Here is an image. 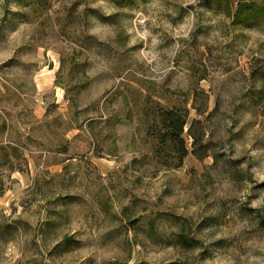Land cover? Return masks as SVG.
Segmentation results:
<instances>
[{
	"label": "rangeland",
	"instance_id": "obj_1",
	"mask_svg": "<svg viewBox=\"0 0 264 264\" xmlns=\"http://www.w3.org/2000/svg\"><path fill=\"white\" fill-rule=\"evenodd\" d=\"M47 1L48 16L4 19V6L17 9L0 0V91L20 88L5 101L8 122L25 132L29 109L35 141L21 171H0V225L18 228L0 238V264H264V22L233 25L208 0L131 10L92 0L119 25L87 22L100 46L86 53L89 84L70 108L54 85L58 52L73 47L65 31L82 28L55 26L79 0ZM60 78L68 84L67 70ZM157 105L186 108L216 159L158 165L144 118ZM184 138L190 147L188 127ZM181 231L196 249L176 244Z\"/></svg>",
	"mask_w": 264,
	"mask_h": 264
},
{
	"label": "trees",
	"instance_id": "obj_2",
	"mask_svg": "<svg viewBox=\"0 0 264 264\" xmlns=\"http://www.w3.org/2000/svg\"><path fill=\"white\" fill-rule=\"evenodd\" d=\"M10 0H6V5ZM15 3L17 9L16 12H11L6 6L3 7L1 13L6 19L8 16L13 17H28L27 14H43L48 16V1L47 0H12ZM109 3L114 9H135L143 0H103ZM211 4V9L218 11L226 19L231 21L233 25H240L244 27L258 26L264 22V0H208ZM79 3L85 5L83 10L78 11ZM79 3H73L65 11L64 17L57 21L59 31L63 33L66 29L82 28L80 34L76 35L74 32L66 34L69 37L68 40L73 43V47L70 48L68 53L58 52L59 54V68L55 73L54 85L63 89L66 92L65 101L70 108L77 107V96L86 89L89 84V76L87 75L88 54L96 53L95 51L100 46V43L95 37L87 35L83 32L86 28L87 22L90 19L106 22L113 25H119L117 19L118 13L111 15H102L98 9L90 8L92 0H79ZM43 17V16H42ZM60 21V22H59ZM54 27V28H55ZM121 29V28H120ZM123 31V28L121 29ZM119 33V37L123 35V32ZM125 39V38H124ZM48 69L52 70V64L48 65ZM67 70L68 81L67 85L63 84L60 75ZM264 79V74L260 77ZM10 86L12 84H9ZM20 88L16 86L11 89L9 86L3 85V93H0V171H7L8 173L14 171H21L22 167L27 165L26 152L29 154L31 144L35 141L32 138L33 130L32 124L34 117L29 111L25 109L24 117L28 118V126L25 132H16L8 120L12 117L9 115L7 96L15 95ZM260 92L264 93V83L262 82ZM1 90V91H2ZM0 91V92H1ZM200 94H194V104L192 109L198 116L205 114V108L203 104L197 105ZM254 96L250 97L251 106L254 104ZM55 107V105H52ZM49 109L47 108L46 114L48 115ZM144 118L148 121V131L150 136L155 140V146L152 150V155L155 158L158 165L162 168L169 170L179 168L183 160L191 154L198 160L211 157L216 159L214 149L210 147V142H203L204 131L200 129V122L198 120H189V111L186 108H173L164 109L160 105L156 107H147L144 113ZM95 124L94 120L86 124L90 129ZM188 127V136L192 140L190 147H188L187 141L184 138V129ZM78 130H81V126H77ZM66 142L63 138H60L59 145L66 146ZM3 191L2 183L0 182V193ZM259 217V224L264 228V217ZM20 225H24V222H19ZM50 220L45 221L47 229L51 227ZM18 225V224H17ZM153 228L154 226L151 225ZM17 232V226L4 223L0 225V238H4L7 235H11L12 231ZM2 238V239H3ZM6 240V239H3ZM176 244L188 251L196 249V245L189 242L184 232H179L176 235ZM70 243H75L72 238H66L65 244L67 246Z\"/></svg>",
	"mask_w": 264,
	"mask_h": 264
}]
</instances>
